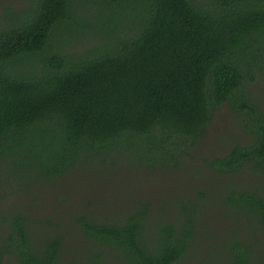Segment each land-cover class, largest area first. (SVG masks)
<instances>
[{"label":"trees","instance_id":"16d2710c","mask_svg":"<svg viewBox=\"0 0 264 264\" xmlns=\"http://www.w3.org/2000/svg\"><path fill=\"white\" fill-rule=\"evenodd\" d=\"M132 32L104 33L92 21L136 0H29L6 8L0 22V169L26 188L57 180L79 164L123 158L132 164L174 168L194 149L212 115L227 105L246 133L221 156L207 159L216 174L264 170V109L251 84L264 78V0H139ZM91 32L99 43L72 48ZM13 184L11 186H13ZM225 204L253 229L264 230V194L229 186ZM157 221L140 203L123 219L75 218L98 247L123 264H177L195 231L196 206ZM0 264H62L60 232H32L26 213L1 217ZM247 219V220H246ZM30 225V227H29ZM228 262L250 264L238 234L227 244Z\"/></svg>","mask_w":264,"mask_h":264},{"label":"rangeland","instance_id":"374dc122","mask_svg":"<svg viewBox=\"0 0 264 264\" xmlns=\"http://www.w3.org/2000/svg\"><path fill=\"white\" fill-rule=\"evenodd\" d=\"M28 3L29 0H0V22L6 8L20 10ZM134 4L116 14L104 10L97 16L93 8L87 13L92 21L95 17L102 20L104 33H128L139 23L140 1ZM73 32L69 27L61 34L73 37L74 49L92 47L101 37V34L84 32L74 38ZM251 91L264 109L263 77L251 84ZM246 140L241 116L224 105L214 112L194 149L174 168L132 164L123 157L79 164L59 179L48 180L35 189L19 187L9 178L10 185L8 181L0 183V236L6 230L2 216L25 212L32 232L43 235L53 231L63 235L62 264H89L93 253L101 249L78 228L77 216L84 214L100 221L120 220L142 203L150 210L148 228L153 233L157 221L180 217L183 205L194 204V235L186 255L177 264H225L227 244L234 234L247 244L250 264H264V230L249 227L243 216L229 208L224 200L229 186L264 194V170L246 167L227 175L216 174L206 165L207 159L224 155L232 146L244 144ZM1 178L4 173L0 169ZM102 253L104 264H123L116 253Z\"/></svg>","mask_w":264,"mask_h":264}]
</instances>
